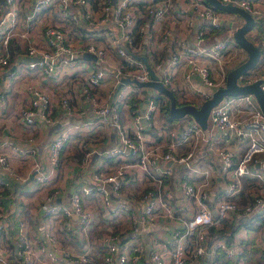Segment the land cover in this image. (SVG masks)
Here are the masks:
<instances>
[{"label":"built area","instance_id":"built-area-1","mask_svg":"<svg viewBox=\"0 0 264 264\" xmlns=\"http://www.w3.org/2000/svg\"><path fill=\"white\" fill-rule=\"evenodd\" d=\"M222 1L244 7L264 26V0ZM0 4L2 104L7 102L12 80L19 71L18 64L12 67L11 44L15 34L26 41L22 47L24 55L34 57L24 62L31 70H40L45 78H61V66L74 70L80 47L104 63L111 51L119 57V62L112 68L97 64L82 71V75L75 79L81 83L79 94L61 91L58 103L52 101L50 90L41 82L33 77L25 81L28 96L18 97L16 115L30 132H34L40 121L55 123L65 113L84 114L85 109L73 99L74 95H81L89 100L90 110L95 115L94 124L113 127L117 140L100 154L102 159L113 161L109 168H94L91 180L85 179L80 183L68 200L57 201V190L50 193L45 201L49 219L62 220L67 229H74L76 236L83 238L82 246L63 244L53 227H46L42 234L32 237L27 221L21 218L16 233L17 246L13 249L2 241L9 222L0 208V264H20L21 260L25 264H34L37 251L47 253L53 263L61 259L67 264L137 263L144 249L141 223H152L158 217H175L173 199L181 193L185 203L194 210L191 215L179 217L181 226L174 227L166 238L168 247L165 251H152L154 264H203L205 259L209 264H220V253L231 259L233 264H251L245 236L236 233L232 238L226 235L210 238V235L213 227L220 226L235 212L247 218L264 213V190L257 185L244 189L246 175L264 177V113L254 94L224 95L212 108L207 128L192 116L184 129L171 128L169 145L162 149L148 143V130L153 115L161 109L159 97L164 95L159 92L147 96L146 108L141 111L138 105L146 98V86L126 82L119 89L117 87L125 76L142 81L152 78L148 65L138 56L146 51L152 67L167 86L179 90L181 85L177 76L184 69L186 82L192 83L194 75L200 79V83L194 86L195 94L202 101L210 97L217 88L226 84L228 71L232 68H228L232 63L230 45L237 43L233 33L235 25L242 23L241 16L217 9L207 0H5ZM20 4L25 19L22 28L15 32ZM75 6L83 9L82 14L75 11ZM48 9H56L61 16L59 19L65 22L50 21L38 25L37 17ZM171 20L173 24H169ZM197 21L201 22L198 24ZM66 22L72 23V30L67 29ZM84 23L99 25L103 31L82 41L79 30ZM217 27L226 28L227 34L212 35ZM159 30L161 33L157 35ZM39 32L42 44L34 38ZM97 36L101 39L98 40ZM75 37L85 46L75 44ZM155 37L161 47L172 42L170 55L163 57L158 53ZM262 57L258 67L239 76L240 84L264 78L263 49ZM108 80L113 83L112 89L103 95L100 87ZM261 85L264 88V81ZM114 87H117V92L113 95ZM128 99L132 101L129 105L132 123L123 122L116 106L123 101L128 104ZM69 136L66 128L55 134L49 143L48 161L44 166L35 167L32 173L34 180L50 182L57 177L62 151ZM184 143H188V149L179 153L178 147ZM233 143L245 146L239 159L231 146ZM82 145L84 153L81 161L85 162L91 159L94 150L85 141ZM8 146L17 148L11 138H0V164L23 181L28 175L15 171L6 154ZM199 148L221 162L222 172L226 175L223 185L219 189H210L211 170L203 166L197 171L200 179L182 177L177 183L178 190L169 186L167 177L175 172L180 163L191 168ZM256 160L259 162L257 169L251 168L250 163ZM166 161L169 163L163 166ZM147 173L156 174L153 178L157 186L136 194L128 187L131 178ZM85 196L94 199L93 203L86 204ZM212 196L214 204L209 200ZM240 199H245V203H241ZM143 200L144 211L137 212V204ZM180 210L184 209L181 207ZM122 216L128 218L129 238H133L129 244L128 238L119 242L121 233L126 232L124 227L117 229L116 224ZM100 225L105 229L101 232H104L102 240L106 243V250L98 254L94 251L89 232ZM129 246L133 248L132 252ZM260 249L264 257V244H260Z\"/></svg>","mask_w":264,"mask_h":264},{"label":"crops","instance_id":"crops-1","mask_svg":"<svg viewBox=\"0 0 264 264\" xmlns=\"http://www.w3.org/2000/svg\"><path fill=\"white\" fill-rule=\"evenodd\" d=\"M3 1L5 0H0V3ZM21 5L22 4L19 5V22L15 32L18 30V28H22L24 24L25 15L23 9L20 8ZM75 7V11H78L79 14H82L81 11L83 9L79 8L80 6ZM59 17L61 16L56 9H48L42 12L37 17L36 21L38 25H41L43 22L50 21L65 22L60 20ZM200 22L201 21H197L198 24ZM169 24H173V21L171 20ZM65 25L67 29H73L71 22H66ZM219 30H221V28H215L212 31V35L217 34ZM79 31V35L83 37L80 39L82 41H87L92 36L102 32L103 29L99 25L84 23L80 27ZM250 32H252V35H254L252 38L264 50V26L262 23L257 22L252 27ZM160 33L161 31L159 30L157 35ZM76 34H78V31H76ZM157 35L156 37H158ZM156 37L155 47H157L158 53L163 57L170 55L173 46L172 42L170 41L166 46L161 47V44H158ZM34 38L39 44H42L40 32L34 36ZM97 39L100 40L101 36H97ZM25 42L26 41L19 34H15L12 39V65L18 64L19 71L18 75L12 80V89L8 93L7 102L5 104L0 103V138L9 137L14 141L17 148H12L10 146L6 147L5 150L7 157L17 173L28 176L25 178V180L20 181L17 179L14 173L10 172L0 164V208H2L5 212L9 222L2 241L7 246L13 249L16 248L18 241L16 238V233L19 228L18 221L21 218H25L28 227L30 228L32 237L42 234L44 228L46 227H53L58 232L63 244L79 247L83 244V238L80 235L76 236L74 229H67L64 221H60L58 219L51 221L45 211V201L47 200V196L50 193L56 192L57 190V201L68 200L73 190L76 189L80 183H82L85 179L91 180L92 171L94 168H109L113 161L107 158L102 159L100 154L103 150L109 148L113 143H115L117 140L116 131L113 127H98L94 124L95 115L90 110V103L86 96L82 97L81 95H74L75 98H73L79 105L82 106V108L85 109L84 114H80L78 112L71 114L65 113L59 116L55 123H42L40 121L33 133L29 131V128L25 126L16 115V103L18 97L28 96L26 94L25 81H27L29 78L33 77L35 80H37V82H41L47 90H50L52 94V101L54 103H58L59 93L61 91L79 94L78 91L81 88V83L79 81L76 82L75 79L76 77L82 75V71L89 69L92 65L97 64H102L108 68H112L119 62V57L115 51H111L108 59L104 63L99 59L90 57L88 55L89 53L80 47L77 61L74 65V70L67 66H61L59 68L61 78H45L40 70L27 71V69L24 70L23 67L20 66L22 61H27V56L24 55L25 52L22 49V47L25 45ZM80 42L81 41L75 37V44L85 46V43L80 44ZM241 50H243V52L248 55L246 49H244L242 46ZM143 55H147L148 60L150 59L146 51H142L141 54H138L140 59ZM142 60L145 62L144 58H142ZM14 65L12 67H14ZM10 68L11 67H9V69ZM216 75H218L217 71ZM177 79L181 86L178 88L179 90H176V92L182 95V100H187L185 95L199 97L193 91L194 86L200 83V79L197 75L193 76L192 83L186 82L184 80V69H181L178 73ZM1 83L2 80L0 81V85ZM112 85L113 83L110 82V80L104 82L100 87L101 93L106 95L110 89H112ZM117 87L113 88V95L116 94ZM144 93L146 98L141 104L138 105V108L141 109V111L146 108L148 99L147 96L158 94L159 91L153 87L146 86ZM127 102L129 103L127 104L124 101L117 103V111H119L123 122L132 123L131 108L129 106L132 101L128 99ZM191 102L193 101L191 100ZM161 113L162 110L160 109L156 111L152 117V124L150 128L148 127V133L150 134L148 143L151 146L153 145L162 149H166L171 138V128H179L180 130L184 129L192 116L184 115L182 117L175 118V120L166 121V119L161 116ZM144 121L146 122V118ZM63 128L69 130L70 136L62 151L59 174L50 182H37L34 180L32 173L37 165L44 166L47 163L49 157V143L55 134ZM164 128H167L168 130H164ZM83 141H85L94 150L91 159L85 162L81 161V155L84 153L82 145ZM231 146L235 150L236 158L239 159L244 153L245 148L235 143H233ZM187 149L188 143H184L178 147V152H184ZM192 162L193 164L191 165V168L184 163H180L175 169V172L167 177L166 181L168 182V185H172L178 190L177 183L180 178L189 177L193 180L200 179L201 176H199L197 171L201 170L203 166H206L211 170V183L209 185L210 189H219L221 185H223L226 175L222 172L221 162L219 160L206 155L204 151L199 148L197 149L195 158ZM168 163L169 162L166 161L163 162L162 165L165 166ZM250 165L251 168L257 169L259 162L258 160L252 161ZM155 173H153V176L156 175ZM153 176L151 173H147L133 177L131 178L128 187L132 188L136 194L146 188L156 187V180H154ZM244 183V189H249L250 187L257 185L261 187V190H264V177H257L253 174H248L245 177ZM214 196L209 199L211 204H214L215 202V199H213ZM85 197H87L85 198L86 204L93 203L94 199L88 198V196ZM134 198H137V196ZM134 200L135 199H133V201ZM185 200L186 199L182 193L180 196H177L175 199H173L174 210L176 212L175 217H172L171 219L158 217L155 218L154 222L152 223H141V240L144 249L139 256L137 263L128 262L127 264H154L151 258L152 251L154 249H162L165 251L168 247L166 241L172 233L174 227L181 226L179 217L181 215H191L194 210L185 203ZM240 201L243 204L245 203V199H240ZM144 206L145 201H140L136 207L137 212H143ZM181 207L184 209L183 211L180 210ZM239 214L240 213L235 212L232 216L224 219L225 221L223 220L224 222H222L220 226H217V229L221 230L212 231V234H209L210 238L220 235H226L229 238H232L236 233L243 235L246 237V245L250 263L264 264V257L260 252V244H264V213L257 214L256 216L249 218L240 216ZM247 219L251 220L244 221ZM226 221L228 222L227 224H225ZM116 225L117 229H120L121 227L126 228V232L123 234L121 233L119 242H124L126 241L125 239L128 238V244L131 243L133 238L130 239L131 232L129 230L128 218L122 216ZM100 230L105 231L104 227L102 228V225L92 229L89 232L91 240H93L94 251L98 254H101L106 250V243L104 240H102V234L104 232H101ZM129 250L132 252L133 248L129 246ZM36 257L37 260H35L34 264H67L63 259L53 263L45 252L37 251ZM20 259L21 258H19V260ZM20 262V264H25L23 260ZM203 264H209L208 259H205ZM222 264L230 263L223 261Z\"/></svg>","mask_w":264,"mask_h":264},{"label":"water","instance_id":"water-1","mask_svg":"<svg viewBox=\"0 0 264 264\" xmlns=\"http://www.w3.org/2000/svg\"><path fill=\"white\" fill-rule=\"evenodd\" d=\"M207 1L217 9L238 13L243 18L242 23L238 25L234 24L235 29L233 35L236 42L246 49L248 55L244 61L240 62L228 71L225 85L217 88L210 97L204 99L200 104H196L194 102L178 103V97L176 93L171 87L167 86L163 82L160 75L155 71L149 62L147 55H143L142 58H144L146 64L148 65L152 78L142 81L137 78L125 76L122 77V82L118 85V89L126 82H135L140 86L153 87L161 94L169 98L170 114L173 117L177 118L187 114L191 115L204 128H207L208 126L209 116L212 108L222 99L224 95H237L249 92L253 93L256 96L264 113V88L261 85L264 81V78L257 79L254 82L247 84H240L238 82L239 76L254 69L259 64L262 57L261 46L254 39L248 36V31L252 29V27L257 23V18L250 11L242 6L234 4L233 2H224L222 0ZM88 55L95 58L93 54L89 53ZM32 58L34 57H26L27 60Z\"/></svg>","mask_w":264,"mask_h":264},{"label":"rangeland","instance_id":"rangeland-1","mask_svg":"<svg viewBox=\"0 0 264 264\" xmlns=\"http://www.w3.org/2000/svg\"><path fill=\"white\" fill-rule=\"evenodd\" d=\"M235 13V12H234ZM238 16H240V14H238V13H236ZM240 19H242L243 20V18L242 17H240ZM222 30V29H221ZM221 30H219L218 32H217V34L218 35H220V36H223V35H226L227 34V31H225L226 30V28L225 29H223L222 31ZM251 31V29L248 31V36L250 37V38H252V36H254V35H252V32H250ZM254 34V33H253ZM253 39V38H252ZM230 56H231V59H232V63L230 64V65H228V68L229 67H233V65L237 62V61H244L246 58H247V54L245 53V52H243V50H241V45H239V44H237V43H235V42H233L231 45H230V54H229ZM20 66L21 67H23V69L25 70V69H27V71L28 70H31L30 68H29V66H28V64L27 63H25L24 61H22L21 63H20ZM235 66V65H234ZM24 72V71H23ZM179 96H178V98L180 99V100H182V95H180V93H177ZM12 96V95H11ZM164 97H165V95H164ZM185 97L187 98V100H189V101H193L194 103H197V104H200L201 102H202V100H201V98L200 97H195V96H193V95H185ZM253 97L254 98H256L255 97V95H253ZM188 115V114H187ZM164 130H168L167 128L165 129L164 128ZM241 147H244L245 148V146H241ZM79 229H81L80 227H79ZM101 231V230H100Z\"/></svg>","mask_w":264,"mask_h":264},{"label":"trees","instance_id":"trees-1","mask_svg":"<svg viewBox=\"0 0 264 264\" xmlns=\"http://www.w3.org/2000/svg\"><path fill=\"white\" fill-rule=\"evenodd\" d=\"M259 23H261L259 20L257 21ZM174 92L176 93L177 97H178V94L176 92V90H174ZM160 101H161V110H162V113H161V116L164 117L166 119V121H172V120H175V117H173L171 114H170V100L168 97H162L160 96L159 97ZM186 102H191L189 100H180L178 98V103H186ZM251 219H247V220H244V221H249ZM225 221V220H224ZM223 221V222H224ZM228 222L226 221L225 224H227ZM221 229H217L215 227L212 228V231H220ZM218 258H219V261H220V264H222L223 261H226L230 264H233L231 259H229L228 257H225L222 253L218 254Z\"/></svg>","mask_w":264,"mask_h":264}]
</instances>
